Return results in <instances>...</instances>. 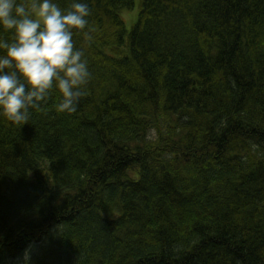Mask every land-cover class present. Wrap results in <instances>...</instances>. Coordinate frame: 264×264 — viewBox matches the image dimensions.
I'll list each match as a JSON object with an SVG mask.
<instances>
[{"label": "trees", "instance_id": "1", "mask_svg": "<svg viewBox=\"0 0 264 264\" xmlns=\"http://www.w3.org/2000/svg\"><path fill=\"white\" fill-rule=\"evenodd\" d=\"M134 7L0 0V264H264V0Z\"/></svg>", "mask_w": 264, "mask_h": 264}, {"label": "rangeland", "instance_id": "2", "mask_svg": "<svg viewBox=\"0 0 264 264\" xmlns=\"http://www.w3.org/2000/svg\"><path fill=\"white\" fill-rule=\"evenodd\" d=\"M42 3V4H41ZM35 10V21L40 25H51L58 20V10L48 2H41ZM141 0H135V7L132 10H122L120 17L124 21L128 31L132 29L137 21Z\"/></svg>", "mask_w": 264, "mask_h": 264}]
</instances>
